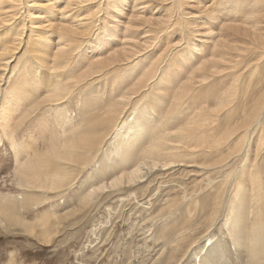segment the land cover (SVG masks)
Masks as SVG:
<instances>
[{
    "label": "bare ground",
    "instance_id": "6f19581e",
    "mask_svg": "<svg viewBox=\"0 0 264 264\" xmlns=\"http://www.w3.org/2000/svg\"><path fill=\"white\" fill-rule=\"evenodd\" d=\"M139 1L142 0H0V41H2L0 83L8 68L9 60L18 57L16 56L18 53L15 52L22 49L20 57L25 58L21 66L17 68L19 61L17 60L12 68L11 74L14 75L7 81L13 78V93L10 96L9 106L4 107L6 112L0 114V142L4 139L10 145L14 159V175L17 179L15 183L18 189H21L17 203L11 200L13 198L0 193V223L15 227L20 223L25 228V233L32 234L35 223L21 221L23 210L20 208L24 204L41 205L49 199L48 192L58 193L63 190V187L73 181L74 175L80 173L78 171L80 167L86 169L90 162L94 163L96 159L93 158L96 156L93 157L92 154L101 149L103 140L109 139L107 146L110 149L101 153L99 164L95 162L93 165L98 164L103 167L104 175L107 169L112 172L106 188L128 187L133 183L142 182V179L154 175L155 172L165 174L170 168L181 167L182 164L190 166L196 164L201 167V169L197 168L199 172L202 168H219L217 166H221L222 163L217 160L205 166L202 159L206 154L199 151L203 150L202 132H205L207 121L211 120L208 117L218 116V111L213 108L217 107L218 101L223 98L219 95L220 90L214 86L215 80L219 81L218 86L231 80L225 92L226 106L230 107L231 112L224 115L225 128L214 134L215 139L211 142L213 146L210 144V147L207 143L206 148L217 149L220 140H229L231 134L228 133L235 122L232 118L235 115L242 119L240 121L242 127L249 123L248 127L253 133L258 128L264 129V0H160L162 4L159 12L162 15L158 17L161 20L157 24L137 22L140 19L137 14L147 7H139L144 4ZM126 10H130L132 14L124 13ZM200 15L202 18L199 17ZM212 18L217 23L216 26L205 25L203 20ZM196 20L201 25L196 26L194 23ZM134 25L141 28L139 33L145 40L141 49H138L139 38L132 37V32L136 30ZM233 32L239 34L236 39L235 35L232 36ZM51 36L55 38L54 43ZM142 37L140 39H143ZM111 46L116 47L104 52ZM128 59L131 62L126 64L130 67L135 63L142 65L138 74L131 79L130 76L123 77L125 71L121 74L122 69L126 67L123 61L126 62L125 60ZM125 70L128 72L126 68ZM108 75L113 78L118 77L119 81L112 80L113 84H110L108 88L110 90L107 92L109 94L103 100V94L101 96L99 89L100 83H96L100 78L105 80ZM155 77H158L159 85L163 83L161 92L148 88ZM238 81L242 83L241 92L254 90V100L250 106L245 104L247 99H239L238 102L232 97L231 87ZM92 86H94L93 90ZM104 87H100L101 91ZM228 94H231L229 95L231 99ZM73 97H75L73 103L78 116L76 124L72 118H69L68 114L71 112L65 103L73 101L70 99ZM240 103L244 104L246 111H242ZM42 106L49 108L43 112L52 109V114L49 112L51 116L41 117L39 119L41 122L38 120L35 122H40L41 124L38 125L41 130L43 128L42 132L39 127L37 131L43 133L48 132V129L52 130L48 134L51 135L48 139H51L52 144L43 152H33V156L27 155L29 144L22 141V144L17 143V145L14 141L13 132L16 127L14 123L25 118L27 110L32 112ZM48 120L52 121L51 127L47 125ZM38 125L36 124V127ZM262 126L263 128H260ZM247 132L248 129L238 135L237 145L233 144V149H228V153H236L238 156H235L241 158V162L236 164L239 170L236 166L231 167L225 175L227 178L232 174L241 173L236 176L233 187L244 198L239 201L237 193L233 194L227 205L225 204L226 213L224 210L220 226L225 228L223 235L229 237L237 253L246 252L244 257L247 254L248 264H257L264 255V222L261 220L255 225L254 221L260 219L259 215H255V220L249 225L250 228H237L240 219L236 215V211H247V206L251 202L255 205V197L259 203L264 199L263 192L262 195L260 194V180H258L259 185L257 175L254 174L257 169L253 173L248 170L251 161L250 157L247 158L248 149L243 144L244 139L248 138L245 137ZM74 134H76L75 138ZM28 138L32 139V136ZM33 140L37 139L33 137ZM191 140L195 142L197 140L200 146H191ZM241 145H244L243 148L240 147V151L237 152ZM30 150H34V146ZM23 154L24 158H22ZM235 156H233L234 160ZM221 159L223 163L226 161V157ZM254 160L258 161L259 158ZM252 166L254 167V164ZM99 173L98 175H101ZM205 174L201 181L204 180L208 187H212L214 179ZM242 176L250 183L249 186L243 183ZM90 177L86 180L88 184L90 182L86 188L88 192L84 196L81 195L85 206L88 205L86 202L91 200L97 191H102L106 185L100 183L98 187L94 186ZM38 190L45 196L41 198L40 194L33 193ZM182 193L184 197L188 196L186 188L182 189ZM27 194L34 199L25 198ZM35 195L43 200L39 199V201ZM129 196L133 198L134 195ZM185 200L186 198L182 203H185L183 202ZM191 200L193 201V198ZM121 201L122 199L120 203ZM211 203L218 205L214 200ZM167 204H170V210L173 207L175 210L178 206L177 200L172 202L168 200ZM192 204L189 203L188 207ZM75 208L67 214L71 216L76 213L75 211L83 209L80 206ZM218 208L219 206L209 209L207 213L210 214L212 225L213 215H216ZM50 210L48 209L44 214L56 218ZM262 212L264 214V211ZM185 214L186 217L191 216L189 212ZM59 219L63 220L64 216ZM37 221L40 223V219ZM47 225L45 221L38 226L42 228L43 233H47ZM229 225H231L230 229H228ZM178 240L179 237L175 233L168 238L170 250L161 251L153 264H178L181 259L183 260L184 251L178 248L176 244ZM220 246L209 247L203 258L198 260L199 264H208L210 259L216 264L223 263L219 256L222 252ZM163 254L165 260L160 261Z\"/></svg>",
    "mask_w": 264,
    "mask_h": 264
},
{
    "label": "rangeland",
    "instance_id": "374dc122",
    "mask_svg": "<svg viewBox=\"0 0 264 264\" xmlns=\"http://www.w3.org/2000/svg\"><path fill=\"white\" fill-rule=\"evenodd\" d=\"M139 2H144V4L139 5V7L142 6H147V7L143 11H141L140 14H137L138 17H140V19L137 20V22L138 23L147 22L151 24H157L161 20L158 17L162 15L159 12V7L162 4V2L160 0H156L154 2H152L151 0H142ZM124 13H128L129 15L132 14L130 10H126ZM199 17L202 18L201 15ZM203 21L205 25L207 24L209 27L216 26L217 24L213 18L208 20L204 19ZM194 23L196 26L201 25L198 20L194 21ZM134 27L136 28V30L132 32V37L136 36L137 38H139L137 40V42H139L138 43L139 46L138 45L137 46L138 49H141L145 40L142 36H140L139 32L141 28H138L139 26L137 25H134ZM25 28H27V26ZM40 32H42V30ZM239 33L241 34V32ZM233 35H235V39L239 36L237 32H233L232 36ZM141 37L143 39H140ZM175 37L176 35L174 36V38ZM50 38L54 43L55 38H53L52 36ZM1 42L2 41H0V46H1ZM114 47L116 46H111L108 49H106L104 52H107L108 50H111ZM22 52H23L22 49H20V51H16L15 53H18L16 55L18 57L15 60L12 57L11 60H9L8 68L4 72L2 82L0 83V114L6 112L4 111V107L5 106L8 107L10 104L9 103L10 96L13 93V85H12L13 78L10 81L7 80L9 77L11 78L14 75L13 73L11 74V72L17 60H19L17 64L18 65L17 68L24 63L25 58L20 57L21 56L20 54H22ZM147 54H145V56ZM125 61L126 62L123 61V63L125 64L131 62V60L129 59ZM141 67L142 65H139L137 63H135V65L132 67H130L129 64H126V67L122 69L121 74H123V71H125L123 77L126 78L127 76H130L129 79H131L135 76V74H138V71L141 69ZM125 68L128 70V72H126ZM158 77L152 79L151 83L148 85V88L150 90H155L156 92H161L163 90L162 89L163 83L160 85L157 83ZM105 78H106L105 80L100 78L101 81L99 79L97 80L98 82L96 83V84L100 83L99 89L101 96L103 94L102 96L103 100H105L106 95L109 94L107 92L110 90L108 88H110V86L113 84L112 80L115 79V81L117 80L119 81L118 77H116L117 78L116 79L110 75L106 76ZM230 81L231 80H227V82L225 81L226 83L222 84L221 86H218V82H219L218 80L214 81L215 84L214 86L220 90L219 95L222 96L223 98L222 100L218 101L217 107L213 108L218 111V116L214 117L213 115H210L208 117L209 120L211 119L214 121L213 122H211V120L207 121L208 123L206 124L205 132L204 133L202 132L204 138V142L202 144L203 150H199L206 154V156L203 159L201 158L205 166L217 160V162L222 163L221 166L219 165L217 166L219 168H213V169L202 168V171L199 172L197 168L201 169V167H198L196 164L192 166L182 164L181 167L174 166L170 168V171H168V173L166 172L165 174H163V172H159V173L155 172L154 175L142 179L141 180L142 182L133 183L128 187L120 186L117 188L116 187L106 188L108 187L107 183L111 180L112 172H110V169H107L106 174L104 175L102 174L105 173L104 171H102L103 167L98 165L101 162L99 160L101 153L110 149L109 146H107L109 139L103 140L101 144V149H99L96 153L93 152L94 155L92 154L93 157L96 156L95 158H93V160L96 159L94 163L97 162L98 163L97 165L96 164L93 165L94 163L92 164V162H90L88 166H86V169L80 167V169L78 170L80 171V173L77 175L78 173L77 172L76 175H74L73 177V181H72L73 184L70 181L71 183L69 185L62 188L64 191L60 189L61 191L59 192L61 193L48 192L47 196H49V199L47 201L42 202L41 205L34 206L31 203V204H24V206L20 208L23 210V212L21 211V217H22L21 221H25L26 223L27 222L35 223V225L33 226L34 230L32 234L25 233L24 232L25 228L20 223H18V226L16 227L7 223H0V264H153L161 251L170 250V242H168L167 240L174 233L176 234V236L179 237L178 242H176V244H178V248L184 251V259L183 260L181 259L180 260L181 262L179 261L178 264H195V263L199 264L200 261L199 259H202L203 258L202 256H204V254L207 253L206 250L211 246H217V245L218 246L221 245L220 250L222 251L221 254H219V256L220 258H222L223 263L220 264H244V263L248 264L247 254L245 256L246 258L244 257L246 252H243L244 254H242L241 252L237 253V251L233 248L231 241L229 240V237L228 236L225 237L223 235L225 233V228L220 226L222 223L224 210L226 213L225 208L227 205V201L229 202L231 197L233 196V194L235 195V193H237L236 196L239 201H241L244 198L241 194L237 192L236 188L233 187L236 176L241 175V173L238 172L239 174L236 173V175L232 174L227 178L225 176L231 170V167H234L236 166V164L238 165L241 162V158L239 159L236 153L235 154L228 153V149L231 148L233 149L234 145H237L236 141L239 139L238 135L240 136L241 134H243L244 130L248 129V132L245 136V137L248 136V138L247 139L245 138L244 139L245 141L243 143L246 146V149H248L247 153L249 154L247 158L250 157L249 159L251 161L249 162L248 159V162L251 164L252 167V168L248 167V170L249 172L253 173L257 169V171L254 174L257 175V183L259 184L260 182L261 184V185L259 184L261 186L260 194L263 192V195L262 194L261 195L264 196V191H263L264 190V185H263L264 184V179H263L264 178L263 176L264 175V166H263L264 165V138H263L264 129L259 130L258 128L255 131V133H253L252 129L248 127L249 123L245 127H242L240 125V121L242 119L240 118V116L237 117V115H235L232 118L235 120L236 123L234 122V124L231 125L232 128H230V133H228L231 134L229 140L227 141L220 140L219 141L220 144L218 143L219 148L217 149L210 148L208 150V148H206L207 143L208 146L210 147L211 145L213 146V143L211 142L215 139L216 135L214 134H216L217 131L220 132V130L225 128L223 121L224 115L231 112L229 111L230 107L226 106L227 97L225 93L226 90L229 88L228 85ZM102 82L103 84L104 83L105 84L103 85ZM94 86H92V90ZM102 86L103 87L105 86L104 89H102L104 92L101 91L100 87ZM241 86L242 83L238 81L235 85H233V87H231V92L233 93L232 97L235 99V101L237 100L238 102L239 99H247V102L245 104L250 106L251 102L254 100V90L241 92ZM229 95L231 94H228V97ZM75 97L70 98L73 100V101H69L71 102L70 104L69 102H65V103H67L66 105L68 106V110L69 112H71V114H68L70 116L69 118H72L73 122L76 124L78 121L77 118L78 116L75 112V105L73 103L75 102ZM207 103L209 102L207 101ZM234 104L235 102L232 104V106ZM63 105L65 106V104ZM240 105L242 111L247 110V108L244 107V104L240 103ZM46 109L49 110V108H44L42 106L41 108H39V110L37 109L32 112L31 110H27L24 115L25 118L14 123V125L16 126L14 130L15 133L13 132V135L15 136V137L13 136L14 141L16 144L17 143L22 144L23 143L22 141H24L25 144L26 143L29 144L27 147L28 149L27 155L31 154V156H33V152H38V153L43 152L45 149H47L48 145L52 144V142H50L51 139H48V136H51L48 134H50L52 130L48 129L49 133L47 131L41 133L43 128L41 130V128L38 125V123L41 124L40 123L41 120H39L41 119V117L47 118V116H51L52 109L49 111L51 114L49 112L46 113L43 112L44 110L46 111ZM37 120L40 122L35 123ZM51 123L52 121L48 120L47 125L51 127ZM36 124L38 125L37 127ZM38 127L40 128L41 132L37 131L39 130ZM35 128H37L36 131ZM260 128H263V126ZM27 129L29 131H27ZM27 133L30 134L28 135ZM38 133H40V135ZM59 133L60 132H58V134ZM27 135L30 137L32 136V139H29ZM40 136L42 137L40 138ZM73 136L75 138L76 134H74ZM33 137L36 138L37 140L36 141L33 140ZM3 140H1L0 142V193L4 196L13 198L11 200L17 203L19 200L18 194L21 193V189L20 188L18 189L15 183V181L17 182V179L15 178L16 176L14 175L15 169L13 167L14 165L13 164L14 159L12 156L13 153L11 151L8 141L5 140L3 141ZM30 140L35 142L31 143ZM191 142H190L191 146H196V145L198 147L200 146L197 140H196L197 143L194 140H191ZM244 145L239 146L237 152H239L240 147L242 149ZM30 146L32 148L34 146V150L31 151ZM254 151L257 153L254 154L255 153ZM230 155L232 157L235 155L237 156H235V160H234V157L232 159ZM24 157L25 156L23 154L22 158ZM223 157L224 158L226 157V161L224 163L222 162L223 159H221ZM254 159L258 161H255ZM115 160L118 161V159ZM253 164L254 167L252 166ZM255 165L257 168H255ZM236 168L239 170L237 166ZM219 169L221 172L219 171ZM98 172H100L99 174H101L102 176L98 175ZM204 174L205 176L209 175L211 179H214V183L212 184L213 185L212 187L211 186L208 187L204 180L201 181L204 177ZM94 176L95 178H93ZM87 177L91 178L90 179L91 184H93L94 186L98 187L101 184L104 185L106 184L104 187V189L106 190L104 192H103L104 189L102 191H97V193L95 192L96 194H94L91 200H88L86 202L88 203V205L86 204L87 206H85L84 204L85 202H83L84 200L81 195L84 196V194L88 192V189L86 190V188H88L87 186L90 185V182L88 184V181H86ZM221 178H223L222 181ZM241 178L246 186L250 185V183L244 180L243 176ZM94 179H97L95 181H97V183L99 184H95L96 182L94 181ZM226 179L229 182H227ZM258 180L260 181L258 182ZM175 186L178 187L179 189H176ZM65 188L67 189L65 190ZM183 188H186L187 190L186 194L188 195L187 196L188 198L184 197L185 195L184 193H182ZM33 193L40 194L41 198L45 196V194H43L42 191L39 190L38 192L36 191ZM33 193L31 192L32 196H34ZM59 194L60 197L58 198ZM180 194L183 195L180 196ZM129 195H134V196L132 198V196L130 197ZM190 195L192 196L190 197ZM24 197L25 198L30 197L34 199V197H31L28 194L25 195ZM40 197L38 195L37 196L35 195V198H37L38 200L40 199L42 201L43 199H41ZM184 198H186V200L183 201L185 203H182V200ZM192 198L193 201L191 200ZM121 199H122L121 201L122 204L120 203ZM212 199L215 202H217L218 205L211 203L213 202ZM166 200L167 201L170 200L171 202L173 200H177L178 206L175 207L176 209L174 210L173 207L172 208L173 211L170 210L169 207L170 204L166 205L167 202ZM28 202L30 203V200ZM254 202L255 205H253V202H251L247 206V211L245 212L236 211V215L240 219L237 228L249 227V225L252 224L253 220H255L256 218L255 215L260 216V219L254 221L255 225H257L261 220L262 222H264V216H263L264 214L262 212L264 211L263 209L264 199H262L259 203L255 197ZM189 203L190 204L193 203V204L188 207ZM78 206L84 208L81 209V211L79 210L75 211L76 213L73 212L74 214L71 215L72 217L69 214H67L69 213V211L73 210L75 207ZM218 206H219L218 212L216 213V215H213L214 221L212 225L209 219L210 214L208 215L207 213L209 209L212 210L217 208ZM48 209L49 210L51 209L50 211L56 215V218L53 216H46L44 214V212L48 211ZM187 209L190 210L187 211ZM181 212H183L182 213L183 215L181 214ZM188 212L189 215L191 216L186 217L187 214L185 213ZM63 216L64 219L60 220L59 218ZM39 219H40V223H38L37 221ZM45 221L48 223L47 233L45 232L43 233L42 228L38 226L41 223H44ZM230 226L231 225L228 226V229H230ZM155 238L157 240H155ZM212 239H214V242H212ZM222 245L223 248L226 249H223ZM188 258L191 260H189ZM163 260H165L164 254L161 257L160 261ZM236 260H238V262H236ZM257 264H264V255L261 256Z\"/></svg>",
    "mask_w": 264,
    "mask_h": 264
},
{
    "label": "snow or ice",
    "instance_id": "6c2138e0",
    "mask_svg": "<svg viewBox=\"0 0 264 264\" xmlns=\"http://www.w3.org/2000/svg\"><path fill=\"white\" fill-rule=\"evenodd\" d=\"M208 264H216V262L210 259V260L208 261Z\"/></svg>",
    "mask_w": 264,
    "mask_h": 264
}]
</instances>
